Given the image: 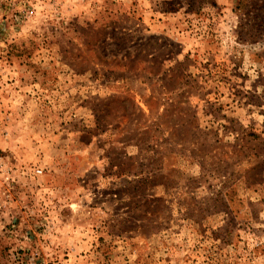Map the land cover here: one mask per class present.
Returning <instances> with one entry per match:
<instances>
[{
    "label": "rangeland",
    "instance_id": "rangeland-1",
    "mask_svg": "<svg viewBox=\"0 0 264 264\" xmlns=\"http://www.w3.org/2000/svg\"><path fill=\"white\" fill-rule=\"evenodd\" d=\"M0 264H264V0H0Z\"/></svg>",
    "mask_w": 264,
    "mask_h": 264
},
{
    "label": "built area",
    "instance_id": "built-area-1",
    "mask_svg": "<svg viewBox=\"0 0 264 264\" xmlns=\"http://www.w3.org/2000/svg\"><path fill=\"white\" fill-rule=\"evenodd\" d=\"M37 171V173H40L41 172V170L40 169H38V170H36Z\"/></svg>",
    "mask_w": 264,
    "mask_h": 264
}]
</instances>
